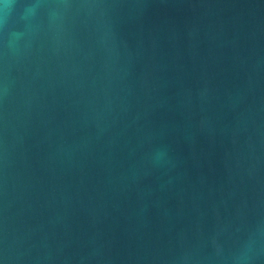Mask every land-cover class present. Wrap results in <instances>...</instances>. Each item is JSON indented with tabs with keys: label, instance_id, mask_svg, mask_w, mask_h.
<instances>
[{
	"label": "water",
	"instance_id": "obj_1",
	"mask_svg": "<svg viewBox=\"0 0 264 264\" xmlns=\"http://www.w3.org/2000/svg\"><path fill=\"white\" fill-rule=\"evenodd\" d=\"M0 264H264V0H0Z\"/></svg>",
	"mask_w": 264,
	"mask_h": 264
}]
</instances>
